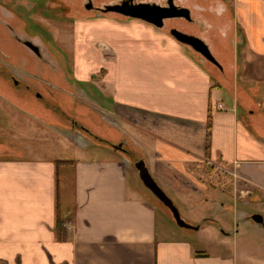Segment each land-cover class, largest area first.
I'll list each match as a JSON object with an SVG mask.
<instances>
[{
	"label": "crops",
	"instance_id": "1",
	"mask_svg": "<svg viewBox=\"0 0 264 264\" xmlns=\"http://www.w3.org/2000/svg\"><path fill=\"white\" fill-rule=\"evenodd\" d=\"M228 3L181 30L206 43L217 71L148 23L114 33L110 91L116 97L109 111H97L111 124V142L126 139L129 153L68 139L81 151H102L94 159L0 161V264H264V253L260 261L248 256L263 247L264 228L255 223L260 232L247 226L242 234L244 210L207 194L216 188L237 201L249 187V197L264 199V0ZM9 151L21 153L1 141L0 154ZM140 159L185 208L207 205V215L216 209L233 217L221 239L197 243L218 252L194 242L206 224L220 227L215 219L185 220L200 228H180L156 197L159 203L130 183V168L137 172L132 161ZM204 164L231 180L234 197L195 176ZM62 168L72 169L64 205ZM251 234L262 241L255 248Z\"/></svg>",
	"mask_w": 264,
	"mask_h": 264
},
{
	"label": "rangeland",
	"instance_id": "2",
	"mask_svg": "<svg viewBox=\"0 0 264 264\" xmlns=\"http://www.w3.org/2000/svg\"><path fill=\"white\" fill-rule=\"evenodd\" d=\"M121 1L103 0L96 2L95 5L103 6L104 3L114 4ZM138 1L161 5L166 3V0ZM227 1L232 3L234 0H174V3L176 6L189 8L192 19L209 20L214 10L221 4H230ZM84 5V0H0V142L5 141L14 150L21 152L15 154L9 151L6 154H0V161H14L22 158L27 161L83 160L89 157L94 159L100 155L96 151H102L92 146L88 150L81 151L68 139L84 146L85 143L82 140L74 138L71 133H68L66 129H61L60 126L49 124L50 121L46 119L51 120L52 117L46 115L51 114L47 112L42 101L34 99L36 93L24 91L29 97L28 102L19 99V93L23 91L19 92L10 84H3L4 82L12 83V78L22 84L35 86L38 89L36 91L44 97L50 96L48 88L51 85L52 89L55 88L53 89L55 90L53 96L55 103L61 104L63 110L69 111L73 117H78L87 126H93L97 133L106 137L108 142L113 144L111 142V124L97 111L98 109L109 111V106L116 97V93L110 91L111 62L116 53L115 40L112 39L117 30L122 32L125 30L124 28L135 26V24L140 29L147 23L126 17L110 9L88 11ZM130 23L134 24L129 25ZM148 26L156 33L166 34L167 40L178 44L179 41L171 35V29L185 30L189 27V22L167 21L163 29L149 24L147 28ZM19 39L30 41L38 46L42 57L39 59L22 42L18 41ZM179 44L193 57L198 58L203 66L217 71L216 66L201 54L182 43ZM45 89L46 92L42 91ZM109 117L108 113L107 118L109 119ZM56 120L58 119L56 118ZM123 126L125 128L126 124ZM106 153L111 154L110 151ZM130 159L132 158L130 157ZM60 171L63 172L62 175L64 174V190L61 187V195L64 200L60 204L64 205L65 201L70 199L68 184L72 178L70 176L72 169L62 168ZM194 174L209 186L224 189L227 194L234 197L235 187L228 177L223 176L221 171H216L210 165L204 164L196 167ZM129 181L132 184L135 183L146 195L159 203L143 185L138 173L133 168L129 170ZM244 190L241 194L238 193L237 196H242V198L237 201L227 195H220L216 188H211L207 194L216 198L219 196L220 203L225 202L233 205L236 210H244V215L249 220L248 224L245 221L240 222L242 234L248 230L247 226L260 232L258 230L260 226L250 220L254 214L264 217V199H258L256 196L249 197L247 191H253L249 187ZM166 194L174 202L184 220L208 217L215 219L220 224L221 228L216 224H206L194 239L197 248L218 252L217 248L213 250L211 246L198 244L201 242L215 243L221 239L224 230L229 228L227 224H232L229 222L233 217L215 212L216 209L212 211L211 215H207L206 210L210 207L207 205L201 208L187 209L177 201L174 195L168 192ZM196 203L198 201L192 204L196 205ZM221 231L223 232L221 233ZM261 235L264 236L262 233ZM254 237L251 234L249 241L254 243L252 247L255 248L254 245H257L258 241H262L261 238L256 240ZM261 246L263 247L256 251L252 249L253 253L248 256L251 259L258 258L257 260L260 261L263 258L264 243Z\"/></svg>",
	"mask_w": 264,
	"mask_h": 264
},
{
	"label": "water",
	"instance_id": "3",
	"mask_svg": "<svg viewBox=\"0 0 264 264\" xmlns=\"http://www.w3.org/2000/svg\"><path fill=\"white\" fill-rule=\"evenodd\" d=\"M110 10L125 15L126 17L144 21L159 29H162L164 27L166 19L175 17H185L188 20L191 19L190 10H188L187 8L175 6L173 0L169 1L168 8H162L156 4L140 3L132 6H118L111 8ZM171 35L177 41L183 44L190 45L193 49L199 52L206 60H208L212 64L221 67L204 41L200 40L197 37L179 32L177 30H172ZM25 44L35 53H38V48L32 43L27 42ZM113 148L115 150L125 152L124 149H122V145L113 146ZM135 168L143 185L162 203V205H164L170 211L178 227L189 230H198L200 228V225H191L181 217L178 208L176 207L174 202L168 197V195L164 192V190L154 180L143 159H140L135 163ZM251 220L257 225H260L264 228V217L262 215L254 214L251 216Z\"/></svg>",
	"mask_w": 264,
	"mask_h": 264
},
{
	"label": "flooded vegetation",
	"instance_id": "4",
	"mask_svg": "<svg viewBox=\"0 0 264 264\" xmlns=\"http://www.w3.org/2000/svg\"><path fill=\"white\" fill-rule=\"evenodd\" d=\"M84 1H85V5H84L85 9L88 10V11L109 10L111 8L118 7V6H124V5L132 6V5H137V4L141 3L138 0H122L120 3H114V4L104 3L103 6L102 5L101 6L100 5L96 6L95 5L96 2H102L103 0H84ZM169 1L170 0H166V3H164L163 5L156 4V3H153V4H156V5H158V6L162 7V8H168L169 7ZM173 3H174V0H173ZM174 5H175V3H174ZM177 7H179V6H177ZM173 20L174 21L175 20H181V21H185L187 23L188 22H192V19L188 20L185 17H175V18L166 19L165 23H164V27H165V24H166L167 21H173ZM172 30H177L179 32H182L181 30L176 29V28L171 29V31ZM182 33H184V32H182ZM184 34H187V33H184ZM18 41L22 42V44L24 46H26L25 43L30 42V41H21L20 39ZM30 43H32V42H30ZM184 45L192 48L190 45H187V44H184ZM34 46H36V45H34ZM36 47L38 48V53H35L29 47H27V48L29 50H31L40 59L42 57L41 51H40L38 46H36ZM192 50L197 52L193 48H192ZM197 53H199V52H197ZM12 79H13L12 83L4 82L3 84H10L13 88H15V89L17 88L19 92L23 91V92H21L22 94L19 93L20 94V98L19 99L27 100L28 102H29V97L27 96V94L24 91H26V92L32 91V93L33 92L36 93L34 99L38 100V101H42L43 103L42 102L41 103L46 107L47 112H49L51 114V115H46L47 117H49V116L52 117L51 120L49 118L46 119V120L50 121V123H49L50 125L52 124L54 126H60V128L63 129V130L66 129V131L68 133H71L74 136V138H76V137L79 138L80 140H82L83 143H99L100 142V143H104V144L110 145L112 147L113 146L122 145V149H124L125 152L128 151V153H129V149H128V147H129L128 145L129 144H128L127 141L124 140V141H121L118 144H114V143L110 144L106 138H103L93 128H90V126H87L86 123L84 124L81 121V119H79L76 116L73 117V115L71 113H69V111L63 110L62 107H61V104H58V103L54 102L55 99L53 98V96L55 94V90H53V89H55V88L52 89L51 85H50V88H48L49 89L48 90L49 91L48 95H50V96H48V97L45 96L44 97L42 94H40L38 91H36L38 89H36L35 86L32 87L31 84H22L21 82H19L17 80H14V78H12ZM42 91L46 92V89L42 90ZM7 99H10V98H7ZM46 116H45V118H47ZM56 118L59 121L56 120ZM247 220H249V219L247 218ZM250 221H252V220H250Z\"/></svg>",
	"mask_w": 264,
	"mask_h": 264
},
{
	"label": "trees",
	"instance_id": "5",
	"mask_svg": "<svg viewBox=\"0 0 264 264\" xmlns=\"http://www.w3.org/2000/svg\"><path fill=\"white\" fill-rule=\"evenodd\" d=\"M210 127V126H209ZM208 142L210 138V134L208 133ZM62 163H67V161H61ZM56 230L58 231V234L60 235L61 239H64V221L61 219V216L58 215L57 222H56Z\"/></svg>",
	"mask_w": 264,
	"mask_h": 264
},
{
	"label": "bare ground",
	"instance_id": "6",
	"mask_svg": "<svg viewBox=\"0 0 264 264\" xmlns=\"http://www.w3.org/2000/svg\"><path fill=\"white\" fill-rule=\"evenodd\" d=\"M151 25V24H150Z\"/></svg>",
	"mask_w": 264,
	"mask_h": 264
}]
</instances>
